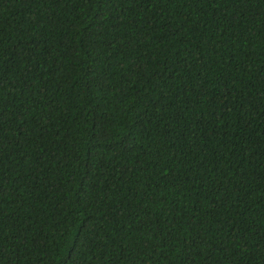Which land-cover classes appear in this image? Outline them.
I'll return each mask as SVG.
<instances>
[{"label": "trees", "instance_id": "obj_1", "mask_svg": "<svg viewBox=\"0 0 264 264\" xmlns=\"http://www.w3.org/2000/svg\"><path fill=\"white\" fill-rule=\"evenodd\" d=\"M0 264H264V0H0Z\"/></svg>", "mask_w": 264, "mask_h": 264}]
</instances>
